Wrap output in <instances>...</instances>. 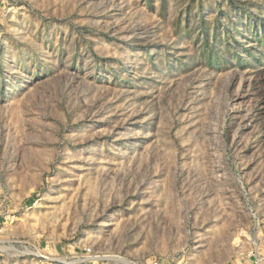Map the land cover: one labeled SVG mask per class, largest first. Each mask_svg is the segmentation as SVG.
Here are the masks:
<instances>
[{
  "label": "rangeland",
  "instance_id": "rangeland-1",
  "mask_svg": "<svg viewBox=\"0 0 264 264\" xmlns=\"http://www.w3.org/2000/svg\"><path fill=\"white\" fill-rule=\"evenodd\" d=\"M0 264H264V0H0Z\"/></svg>",
  "mask_w": 264,
  "mask_h": 264
}]
</instances>
